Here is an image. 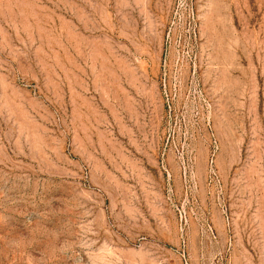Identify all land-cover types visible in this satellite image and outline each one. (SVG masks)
I'll use <instances>...</instances> for the list:
<instances>
[{
  "label": "rangeland",
  "instance_id": "rangeland-1",
  "mask_svg": "<svg viewBox=\"0 0 264 264\" xmlns=\"http://www.w3.org/2000/svg\"><path fill=\"white\" fill-rule=\"evenodd\" d=\"M0 264H264V0H0Z\"/></svg>",
  "mask_w": 264,
  "mask_h": 264
}]
</instances>
